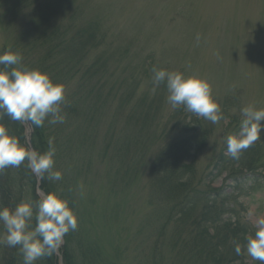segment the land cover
<instances>
[{
    "label": "trees",
    "instance_id": "1",
    "mask_svg": "<svg viewBox=\"0 0 264 264\" xmlns=\"http://www.w3.org/2000/svg\"><path fill=\"white\" fill-rule=\"evenodd\" d=\"M71 1L73 0H37L39 5L35 8L26 5L32 8L33 16L38 18L37 22L28 28L29 31L22 30V36L16 40H8L0 50V55L8 51L18 53L22 60L15 67L40 70L47 73L54 84L64 86L65 100L62 109L66 115L65 122L52 125L45 119L43 127L32 126L31 136L33 149L40 153L46 152L49 139L53 140L56 149L54 170L62 173V179L52 181L45 178L41 188L45 192H56L62 199L67 200L77 217V229L69 231L63 238L64 244L62 249L60 248L63 263L119 264L121 255L116 254L114 258L105 254L107 242H111L113 236L109 235L105 241L104 232L116 222L118 216L125 213L129 215L130 211L125 212L124 204H117L115 208L108 204L107 207H102L97 197L89 201L90 211L84 208L78 198L82 185L80 180L91 170V162L95 160L89 157L88 162L79 161L73 167L66 162L74 146L77 145L78 148L83 144L80 148L87 147L88 142L86 143L84 137L78 133H83L85 125L91 123L88 132L92 138L95 131L92 122L104 113L103 109L99 113L101 105L104 106L103 103L108 102L106 99L110 100L114 94L110 85V81L114 80L112 75L106 80L97 78L98 70H102L105 75L110 71L101 61H97L80 75L76 88L81 89L83 94L66 91L67 86L79 76L82 61L89 57L100 43V36L91 24L78 29L73 27L70 31L55 22V19L61 21L58 15L63 9H69ZM0 2V11L2 6L12 12V9L19 10L22 5L20 0H14L13 7L10 5L13 0ZM7 13L5 11V14ZM47 31H50L49 36L51 34L55 39L48 40L43 37ZM0 68L3 66L0 65ZM91 69H94L96 83L90 85L94 74ZM139 71L138 74L132 71V76L143 79L147 70L140 68ZM135 86L130 94L133 98ZM142 102H148L150 105L149 111L145 112L148 115L144 119L136 117V108L127 115L124 111L120 114L130 122L135 121V124H138L139 119L143 121L139 129L132 126L136 129L135 133L133 131L129 134V138L134 136L132 145L128 146L126 141L117 140L114 148L110 144L108 148L113 153L109 163L115 166L119 162L120 166L130 173L125 185L131 182L134 186L137 179L148 172L147 204L149 203L153 210L145 214L137 235L145 236L143 243L152 242V251L145 257L148 264H260L259 261H253L244 248L245 234L254 235L256 231L247 218L248 206L244 199L250 200L256 194L264 192L263 134L261 133L260 140L243 150L238 160L227 154L224 139L223 148L208 163L207 169L200 173L199 157L210 146L221 123L225 125L226 137L238 135L240 120H235L234 116L224 112L223 115L230 121L225 123L221 120L213 124L181 106L170 114L168 124L166 123L167 126L161 134L164 142L154 150L155 140L150 145L152 124L154 125L158 115L161 117L163 109L165 111V102H159L158 98L153 102L146 98ZM158 102V108H155ZM74 115H80L82 119L76 131L79 137L76 135L75 141L71 139L72 131L66 128L67 122ZM0 124L7 128L10 135L18 138L22 146L30 149L25 124L13 121L6 115L0 119ZM118 148L121 156L116 151ZM156 151L155 157L148 160V154ZM223 175L226 177L222 185L216 186V182ZM185 177L186 179H183ZM114 187L115 185L110 183L109 190L112 191ZM37 189L38 177L27 167V161L19 167L4 169L0 172V208L14 209L21 202L35 201L38 199ZM92 189L95 191L93 187ZM101 189L104 190L103 187ZM95 192L99 194V190ZM128 205L129 203L127 207ZM123 222L122 220L120 223ZM35 223L34 215L31 227H34ZM3 232V224L0 223V233ZM134 237L136 240V235ZM236 243L241 245L239 255L235 251ZM113 251L120 252V249L114 247ZM59 259L57 251H54L51 255L39 258L35 264H61ZM0 264H23V255L18 247L0 244Z\"/></svg>",
    "mask_w": 264,
    "mask_h": 264
},
{
    "label": "rangeland",
    "instance_id": "2",
    "mask_svg": "<svg viewBox=\"0 0 264 264\" xmlns=\"http://www.w3.org/2000/svg\"><path fill=\"white\" fill-rule=\"evenodd\" d=\"M20 1L22 5L19 10L12 9L11 12L10 9L5 10V6L1 8L0 50L8 40H16L22 36V30L29 31L28 28L37 22L38 18L32 12V8L39 5L37 0ZM10 5H15L14 0ZM68 7L58 15L61 21L55 19V22L70 31L73 27L78 29L91 24L100 36V43L82 61L79 76L67 86L66 91L83 94L81 89L76 88L80 75L101 61L110 71L105 75L98 70L97 78L106 80L112 75L114 80L110 81V85L114 94L110 100L106 99L108 102L103 103L104 106L101 105L99 113L102 109L104 113L93 120L92 128L95 131L92 138L88 132L91 123L85 125L83 133H78L88 142L87 147L80 148L82 144L77 148L76 143L79 145L80 142H76L66 162L73 167L79 161L88 162L89 157L95 160L91 162V170L80 180L82 185L78 198L84 208L90 211L88 203L97 197L102 207L108 204L115 208L117 204H124L125 212L130 211L129 215L119 214L116 222L104 232L105 241L109 235L113 236L111 242H107L105 254L114 258L116 254L121 255L119 264H148L145 257L152 251V242L143 243L145 236H137L145 214L153 210L147 204L148 172L140 176L134 186L131 182L125 185L130 173L119 162L115 161V166L109 163L113 153L108 148L109 144L114 148L117 140L126 141L131 146L134 136L129 138V134L135 133V128L139 129L143 121L139 119L135 124V121L130 122L120 114L124 111L127 115L136 108V117L144 119L148 115L145 112L150 108L148 102H142L144 99L152 102L155 98L159 102L164 100L165 111L163 109L161 117L158 115L154 125L150 120V145L154 140V150L162 145V130L174 109L167 101L169 93L166 84L154 88L151 71L154 66L180 72L185 77L197 76L206 80L222 113L234 116L240 123L242 107L252 105L258 110L264 109V0H73ZM5 11L8 13L5 14ZM49 32L43 37L55 39L51 34L49 36ZM140 68L147 71L143 79H136L132 73H140ZM91 71L94 72V69ZM92 78L90 85L96 83L95 72ZM134 85L135 98L130 96ZM159 102L155 108H158ZM81 122L80 115H74L66 124L67 130L72 131L70 135L73 141ZM30 130L33 128H28ZM261 133L264 136V130ZM31 139L28 144L33 149ZM224 139L225 125L221 123L210 146L199 157L200 173L207 169L208 163L223 148ZM116 151L121 156L120 148ZM156 154L157 151L148 154L147 159ZM225 176L216 182L217 186L222 185ZM110 183L115 185L112 191L109 190ZM41 184L42 180L38 178V188H41ZM92 187L95 191L99 190V194ZM244 200L251 223L255 216H264V192ZM249 213L253 215L249 216ZM122 220L124 222L120 223ZM63 244L64 241L59 249ZM114 247L119 248L120 252H114ZM59 249L56 250L57 255L64 264L62 248Z\"/></svg>",
    "mask_w": 264,
    "mask_h": 264
},
{
    "label": "clouds",
    "instance_id": "3",
    "mask_svg": "<svg viewBox=\"0 0 264 264\" xmlns=\"http://www.w3.org/2000/svg\"><path fill=\"white\" fill-rule=\"evenodd\" d=\"M21 60L20 54L11 51L0 55V65L3 66L0 68V119L6 115L13 121L35 127H43L45 119L52 125L64 123V86L54 84L48 74L40 70L15 67ZM151 71L154 88L166 84L169 93L167 101L173 109L183 106L186 111L213 124L221 120L227 123V117L214 100L206 80L197 76L185 77L180 72L155 66ZM240 112L238 135L225 137L227 154L235 160L240 158L243 150L261 139L264 130V124H261L264 109L248 105ZM55 153L51 138L48 150L40 153L22 146L18 138L10 135L7 128L0 124V172L8 167H19L27 161V167L40 180H61L62 173L54 170ZM36 195L38 199L35 201L21 202L14 209L0 208V223L4 228V232L0 233V244L18 247L23 255V264H35L39 258L51 255L62 245L64 236L78 227L77 217L67 200L56 192H45L41 188L37 189ZM34 215L36 223L31 227ZM252 215L249 213V216ZM252 223L256 231L254 235L245 234L244 248L253 261L264 264V216H255ZM235 251L241 254L239 243H236Z\"/></svg>",
    "mask_w": 264,
    "mask_h": 264
},
{
    "label": "water",
    "instance_id": "4",
    "mask_svg": "<svg viewBox=\"0 0 264 264\" xmlns=\"http://www.w3.org/2000/svg\"><path fill=\"white\" fill-rule=\"evenodd\" d=\"M30 128H31V126H30ZM29 140H30V137H29Z\"/></svg>",
    "mask_w": 264,
    "mask_h": 264
}]
</instances>
